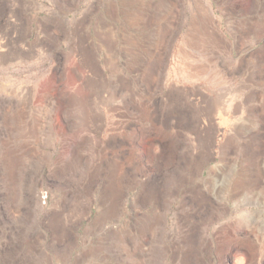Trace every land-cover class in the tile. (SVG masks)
Instances as JSON below:
<instances>
[{"label": "rangeland", "instance_id": "374dc122", "mask_svg": "<svg viewBox=\"0 0 264 264\" xmlns=\"http://www.w3.org/2000/svg\"><path fill=\"white\" fill-rule=\"evenodd\" d=\"M125 77L140 92L150 80L156 125ZM167 100L182 101L174 118ZM171 120L193 126L187 141L161 134ZM117 161L136 181L105 219ZM184 166L198 182L147 201ZM156 206L153 235L124 245ZM30 242L53 264H95L104 248L105 264H195L191 248L200 264H264V0H0V264H36Z\"/></svg>", "mask_w": 264, "mask_h": 264}, {"label": "crops", "instance_id": "0c3cea01", "mask_svg": "<svg viewBox=\"0 0 264 264\" xmlns=\"http://www.w3.org/2000/svg\"><path fill=\"white\" fill-rule=\"evenodd\" d=\"M150 71H153V69L152 70H151V68L148 69L146 71L145 78L143 77L146 81L148 79H150L153 75V73ZM123 80L125 83H127V85H126L127 88L129 87L128 88V93H130L129 96L131 98L134 97V98H132V99H134L133 100L134 104L139 107V111L141 113H142V106L143 105H145L146 108H150L153 110L156 109V107H154V105H155L154 99L156 96L155 95V88H152L150 86V82H149L150 80L146 84L147 89L145 91H142V92H140V89H135L134 87L131 86V84H128V80L126 79V77ZM155 82H157V81H155ZM94 89H95V87H94ZM95 91H96V94L98 95V97L100 98V100L103 102L104 101L106 102L107 97L103 95V93H102L103 91H99L96 89H95ZM150 96L153 99L151 102H148V98ZM142 97H144L145 99L143 100ZM219 101H221V105L219 104L220 103ZM219 101H218L219 103H217L215 105L214 109H217L218 107H222V101L223 100L221 99ZM237 101H241V102L237 103L236 108H237V106L241 107V108H247L248 107L249 102H247V100L242 99V100H237ZM144 102H145V104H144ZM146 103L149 104V107ZM218 104H219V106H218ZM225 106H226V104L224 105V107ZM210 114H211V116L215 115V113H213V112H211ZM142 115H143V113H142ZM144 120L151 123V124L154 123V125L157 124V118L156 117L153 118V122L146 120L145 117H144ZM246 122L242 121V124H243L242 126H244V128H246V130H247V127H245V126L247 124L248 125L251 124L252 120L248 119V121H246ZM179 123H180V121L176 122V123L173 121L170 122L168 128L167 127L161 128V134L164 137H168V138H171V139H174L177 141H187L186 138L190 135L189 124H187L185 122H181L180 124ZM175 124L177 126H175ZM202 124H204V123H202ZM202 124L200 126H202ZM236 128H237V126L234 129H232V131H236ZM244 128L242 127V129H244ZM248 130L252 131L254 129L248 128ZM247 133H250V132H247ZM232 140L238 141V139L234 136H233ZM238 146H241V142H239V144L236 143V147H238ZM255 146H256L255 148H259L258 145H255ZM174 150H176L180 156L182 155V150L178 151V149H176V148H174ZM255 154H259V150L255 149ZM179 163H180V161L178 162V165H179ZM186 172H187V174H186ZM189 172H190L189 166L188 167L184 166V167H181L180 169H178V174L175 175L174 177L169 178V175L166 176L163 180V184H159V183L156 184V182H152L150 184L148 192L145 196L147 198V201L155 202V204L157 205V203L160 199V195L164 198L172 197L173 195L178 193L180 188H183L186 183L189 184L192 181L198 182L199 181V178H198L199 175H191L190 176L191 181H189V180H188L189 182L184 181V179L189 177ZM96 173L98 174V173H100V171H98ZM97 174H96V176H97ZM133 174H134V172L129 173L128 171L125 170L124 163H122L121 161H117L116 163L111 165L110 172L108 173V175H106V178L108 179V183H109L107 193H106V198L108 201H110L111 204L107 208L108 216L106 215L105 219H110L113 217V215L117 214V205L123 196L124 188L131 187L132 183H134L136 181V179L134 178L135 176H133ZM256 179H257V177H256ZM251 182H255V177L251 180ZM173 190L175 191V194H174ZM204 200L205 199L203 197V199H201V201H204ZM236 207H237V204L234 205V208H236ZM155 210L157 211L156 215L144 223V225L140 229L139 233H135V231H129L124 236H122L121 241L124 245L131 244V242H132V244H134L135 239L137 237H140L141 235H143L145 233H146L145 235H147V234L153 235L152 232H154V229L157 228L158 222H159L157 217H159V215H160V212L158 211V206H156ZM56 239L60 240L62 242H66L67 248H69V249L72 248L70 236H69L68 232H66L65 230L61 231L60 234L56 236ZM38 240H40V239H38ZM29 245L30 246L32 245L36 250L38 249L35 245H33V242H30ZM106 251H107V249L104 248V250L101 249V250H98L96 252H93L92 262L95 264H105L104 262L106 260H108V258L111 259V255ZM39 252H40V254H38ZM37 254H38L37 256H39V257H38V260H36V262H37L36 264H38L39 261L42 262L43 264H53L52 260H54L55 258L58 257V256L55 257L56 255H50V254H48L45 251L40 250V249L37 250ZM134 254H137V252L134 251ZM59 255H62V254L60 253ZM125 255H127V254H125ZM132 256L133 255H130V253H129V257H132ZM133 260H134L135 264H142L141 263V254L140 253L137 254V256L133 258ZM84 261H85V258H82L80 263L83 264Z\"/></svg>", "mask_w": 264, "mask_h": 264}, {"label": "bare ground", "instance_id": "6f19581e", "mask_svg": "<svg viewBox=\"0 0 264 264\" xmlns=\"http://www.w3.org/2000/svg\"><path fill=\"white\" fill-rule=\"evenodd\" d=\"M161 52V50H155V54L157 55V56H160V53ZM90 59H91V57H90ZM5 61V60H4ZM153 67H154V72H155V70L157 69V62H155V64L153 65ZM97 81H99V80H97ZM106 83L105 82H102V84H98L99 86V88H101V86L104 88V85H105ZM95 87V86H94ZM111 95V94H110ZM222 96V95H221ZM226 97V96H225ZM147 98V97H146ZM145 99V98H144ZM187 102H189V100H188V98H186L185 99ZM186 101H185V103H186ZM148 102H150V97L148 98ZM220 102V103H219ZM219 102H217V103H219L220 105H221V101H219ZM239 102H241V101H239ZM180 103H182V101L180 102ZM178 101L177 102H175V103H172V104H169V102H168V100L167 101H165L164 102V104L163 105H161V111H162V113H161V116H163L164 118L165 117H173L174 115H177V114H180V111L179 112H177L178 110H180L181 108H180V106L182 105L183 106V104H180ZM184 103V104H185ZM192 103V102H191ZM219 104H218V106H219ZM224 105H225V101L222 103V107H218L217 108V111H216V113H215V115H213V121H214V123H218V122H216L217 120H220L221 121V117L219 116V112L221 113V109L223 110V108H224ZM189 106V105H188ZM156 109H146V108H142V111L145 113V115H147V117H146V119H148V121H152L153 122V118H157V114H156V111H155ZM184 110V109H183ZM202 110V109H201ZM204 111V110H203ZM185 112V111H184ZM199 112H200V109H199ZM215 112V111H214ZM203 114V113H202ZM159 115V114H158ZM196 115V114H195ZM222 115H224V114H222ZM211 116V115H210ZM159 117H160V115H159ZM181 117H183V118H185V116H181ZM193 117V116H192ZM198 118H197V121H196V124L194 125V128L195 129H197V128H199V126L201 125V121H202V123H203V120H202V117H200V114L197 116ZM174 118V117H173ZM194 119V118H193ZM178 120V119H177ZM211 120V119H210ZM244 122H246V121H248V118L247 117H245V118H243L242 119ZM172 121V120H171ZM188 121V120H187ZM187 121H185V122H187ZM177 122H179V121H177ZM180 123H181V121H180ZM179 123V124H180ZM211 123V122H210ZM247 123V122H246ZM154 124V123H153ZM165 125V124H164ZM186 125V124H185ZM190 125V124H189ZM177 126V125H176ZM182 127V126H181ZM192 128H193V126H192ZM192 128L191 129H189V130H192ZM194 128H193V130H194ZM201 128V127H200ZM172 131V130H171ZM186 131V130H185ZM188 131V130H187ZM175 133V132H174ZM256 147V146H255ZM188 158V157H187ZM189 163V162H188ZM196 164V163H195ZM112 172V171H111ZM185 173V172H184ZM175 180V179H174ZM125 183V182H124ZM230 183V182H229ZM116 187V186H115ZM233 191V190H232ZM224 197H226V196H224ZM113 198V197H112ZM152 198V197H151ZM115 205V204H114ZM26 253V252H25ZM29 254H30V256L31 255H33V253H34V251L31 249V251H29L28 252ZM191 253L193 254V255H195V264H200L199 263V257H197L198 256V251H197V249H192L191 248ZM32 257V256H31ZM25 258H27V256H25ZM24 264V263H23Z\"/></svg>", "mask_w": 264, "mask_h": 264}]
</instances>
